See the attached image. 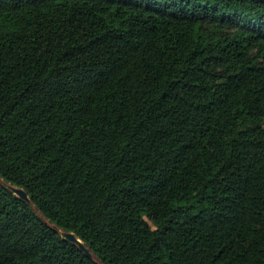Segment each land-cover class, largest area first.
<instances>
[{"label": "trees", "instance_id": "16d2710c", "mask_svg": "<svg viewBox=\"0 0 264 264\" xmlns=\"http://www.w3.org/2000/svg\"><path fill=\"white\" fill-rule=\"evenodd\" d=\"M52 226L264 264V0H0V264H98Z\"/></svg>", "mask_w": 264, "mask_h": 264}, {"label": "water", "instance_id": "95a60500", "mask_svg": "<svg viewBox=\"0 0 264 264\" xmlns=\"http://www.w3.org/2000/svg\"><path fill=\"white\" fill-rule=\"evenodd\" d=\"M3 184V182H1ZM6 188H8L16 197H18L19 199L23 200L24 202L30 204V200L26 194V192L21 189V188H16L13 187L11 185H6ZM52 228L55 231H58L60 233V236L62 239L70 242L71 244H73L74 246H76L78 248V250L87 258H92V255L90 254V251L88 250V248H86L84 246V244L76 238V236L72 233H67V232H60L55 226H52Z\"/></svg>", "mask_w": 264, "mask_h": 264}, {"label": "rangeland", "instance_id": "374dc122", "mask_svg": "<svg viewBox=\"0 0 264 264\" xmlns=\"http://www.w3.org/2000/svg\"><path fill=\"white\" fill-rule=\"evenodd\" d=\"M34 210H35V209H34ZM35 212H36V214H38L39 217H41L42 219H44L38 211L35 210ZM91 254H92V253H91ZM92 259L95 260L96 263L100 264V263L97 261V259L95 258V256H93V254H92Z\"/></svg>", "mask_w": 264, "mask_h": 264}, {"label": "bare ground", "instance_id": "6f19581e", "mask_svg": "<svg viewBox=\"0 0 264 264\" xmlns=\"http://www.w3.org/2000/svg\"><path fill=\"white\" fill-rule=\"evenodd\" d=\"M91 254V253H90ZM92 255V254H91Z\"/></svg>", "mask_w": 264, "mask_h": 264}]
</instances>
